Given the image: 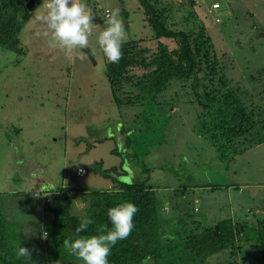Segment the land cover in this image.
<instances>
[{
	"label": "rangeland",
	"instance_id": "rangeland-1",
	"mask_svg": "<svg viewBox=\"0 0 264 264\" xmlns=\"http://www.w3.org/2000/svg\"><path fill=\"white\" fill-rule=\"evenodd\" d=\"M28 1L32 3L28 20L16 34L22 53L0 48V206L5 217L22 221L39 243L45 233L36 230L44 225L43 188L114 187V182L95 171L120 163L126 135L149 169L146 182L162 203L168 199L161 213L164 217L175 218L176 211L188 208L203 225L222 217L243 221L252 219L253 213L264 217V141L220 161L210 142L191 129L199 112L188 81L172 79L154 105L116 106L103 73L106 57L98 45L109 18L104 10H120L125 41L141 39L150 50L156 49L158 41L168 48L175 46L169 38H153L137 0H79L96 19L87 47L71 52L50 46L51 31L36 19L47 11L43 0H18L24 5ZM160 2L170 7L167 25L171 29L196 34L201 25L226 84L238 91L247 110L253 109L263 120L264 0ZM113 148L118 155L111 152ZM77 166L85 174L77 176ZM118 177L129 180L128 175ZM182 180L201 186L180 193L177 187ZM29 189L37 190V196L10 193ZM208 259L211 264H262L254 246L236 256L222 252ZM27 264L80 262L34 257Z\"/></svg>",
	"mask_w": 264,
	"mask_h": 264
},
{
	"label": "trees",
	"instance_id": "trees-1",
	"mask_svg": "<svg viewBox=\"0 0 264 264\" xmlns=\"http://www.w3.org/2000/svg\"><path fill=\"white\" fill-rule=\"evenodd\" d=\"M137 2L153 38H169L175 46L168 48L158 41L156 49L150 50L140 43L141 39H129L122 45L123 58L119 63L104 59L103 73L116 106L154 105L157 95L172 79L188 81L199 112L191 129L210 142L220 161H228L248 146L264 141V117L261 120L256 111L247 110L238 91L226 84L210 37L201 25L196 34L173 30L167 25L170 7L166 2ZM28 13L26 6L18 0H0V48L22 53L16 34L28 20ZM136 68L141 72L133 73ZM131 88H136V92ZM122 145L123 154L117 166L95 171L114 182V187L80 190L79 195L63 185L43 188L46 194L41 202L44 225H38L36 230L47 235L39 243L31 233L26 237V226L22 221L5 217L0 206V264H27L34 257L46 262L79 261L63 247L64 239L77 237L76 228L83 218L92 223L80 235H98L101 228L110 229L107 210L122 202L136 204L139 211L134 217L130 236L112 247L109 264H144L146 261L150 264H211L208 258L212 255L225 252L228 257L236 256L250 246L257 249L259 261L264 264L263 215L253 213L249 221L222 217L209 225L200 223L189 208L186 212L176 211L175 218L164 217L162 201L146 182L149 169L140 153L136 152L127 135ZM111 152L118 155L115 148ZM128 165L131 166L129 170L124 167ZM170 171L178 174L175 169ZM121 175H128L129 180H121L118 177ZM195 186L201 185L182 180L177 189L184 193ZM10 193L37 196L34 189ZM167 201L165 198L163 202ZM20 246L32 250L29 258L18 256Z\"/></svg>",
	"mask_w": 264,
	"mask_h": 264
},
{
	"label": "clouds",
	"instance_id": "clouds-1",
	"mask_svg": "<svg viewBox=\"0 0 264 264\" xmlns=\"http://www.w3.org/2000/svg\"><path fill=\"white\" fill-rule=\"evenodd\" d=\"M42 7L47 11L36 19L46 24L51 31V47L59 46L68 52L87 47L89 36L92 35L93 17L86 13L85 6L79 0H43ZM108 15L105 29L98 36V45L110 63H119L123 58L122 45L126 39L124 25L118 8L111 10ZM138 211V206L132 202L110 207L107 218L111 228H101V234L98 235H80L92 223L90 219L83 218L76 228L77 237L64 239L63 247L82 264H109L112 247L130 236ZM31 231V228L24 230L25 236ZM46 235L43 233L44 237ZM31 251L20 246L17 254L29 258Z\"/></svg>",
	"mask_w": 264,
	"mask_h": 264
},
{
	"label": "built area",
	"instance_id": "built-area-1",
	"mask_svg": "<svg viewBox=\"0 0 264 264\" xmlns=\"http://www.w3.org/2000/svg\"><path fill=\"white\" fill-rule=\"evenodd\" d=\"M108 14H109L108 10L105 9V10H104V15L107 17ZM76 174L79 175V176L85 174V169L82 168V167H78V168L76 169Z\"/></svg>",
	"mask_w": 264,
	"mask_h": 264
},
{
	"label": "crops",
	"instance_id": "crops-1",
	"mask_svg": "<svg viewBox=\"0 0 264 264\" xmlns=\"http://www.w3.org/2000/svg\"><path fill=\"white\" fill-rule=\"evenodd\" d=\"M19 30V29H18ZM18 32V31H17ZM78 167H81V166H77V168ZM76 168V169H77ZM75 174H76V170H75V172H74ZM77 175V174H76ZM77 176H79V175H77ZM105 179V178H104ZM106 180V179H105ZM157 182V181H156ZM64 186V185H63ZM75 189H79V186H77V185H75L74 187H73V189L72 190H74V191H76L75 193H77V194H80V193H82V192H79V191H77V190H75ZM164 203H168V201L167 202H163L162 204H163V206L165 205Z\"/></svg>",
	"mask_w": 264,
	"mask_h": 264
},
{
	"label": "water",
	"instance_id": "water-1",
	"mask_svg": "<svg viewBox=\"0 0 264 264\" xmlns=\"http://www.w3.org/2000/svg\"><path fill=\"white\" fill-rule=\"evenodd\" d=\"M25 6H26V8L27 9H30L31 8V6H32V3H31V1H28L26 4H25ZM93 19L95 20L96 19V17H95V14L93 13ZM86 53H88L87 51H86ZM88 55L90 56V54L88 53ZM91 57V56H90Z\"/></svg>",
	"mask_w": 264,
	"mask_h": 264
}]
</instances>
